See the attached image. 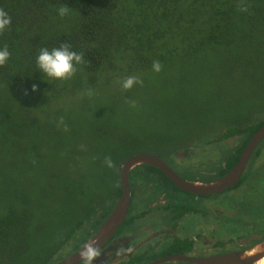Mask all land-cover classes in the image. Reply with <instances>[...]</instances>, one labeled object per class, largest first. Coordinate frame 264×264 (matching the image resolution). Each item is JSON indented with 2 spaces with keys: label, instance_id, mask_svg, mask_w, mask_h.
Returning <instances> with one entry per match:
<instances>
[{
  "label": "trees",
  "instance_id": "obj_1",
  "mask_svg": "<svg viewBox=\"0 0 264 264\" xmlns=\"http://www.w3.org/2000/svg\"><path fill=\"white\" fill-rule=\"evenodd\" d=\"M61 7L68 8L63 17L59 14ZM0 8L12 21L0 33V49L7 47L11 53L6 64L0 66V137L61 136L63 125L73 120L64 122L51 116L48 106L55 99L110 83L118 76L128 75L130 70L157 75L154 61H159L161 71H167L173 64L200 65L204 58L214 57L213 51L221 55L228 51L232 64L242 67L254 63L253 51L264 58V52L254 48L251 40L257 35L256 44L263 47L264 0H0ZM242 36L244 45L235 46L233 37L235 42ZM63 43L82 52L84 62L76 66L70 79L52 80L37 68L36 58L42 47L52 49ZM34 84L38 85L36 91ZM198 106L195 102L186 114L192 116ZM247 113L253 118L244 119L240 112L238 118H227L220 125L199 123L203 135L198 136H206L204 133L209 130L208 136L212 132L221 136L244 133L247 140L264 125V105L252 106ZM117 128L114 136H124V149L117 146L112 157L119 174L127 156L146 142L139 141L143 132ZM146 136L157 138L158 134ZM112 192L108 199L100 197L89 205L80 201L71 210L70 216L78 208L83 212L87 208L66 232L63 244L77 229H82L83 239L87 237L88 228L82 225L99 224L94 217L101 209L108 212L112 208L120 185ZM20 198L19 206L14 203L0 216V255L14 253L19 258L29 241L31 204L27 196ZM50 255L45 258L48 260Z\"/></svg>",
  "mask_w": 264,
  "mask_h": 264
},
{
  "label": "rangeland",
  "instance_id": "obj_2",
  "mask_svg": "<svg viewBox=\"0 0 264 264\" xmlns=\"http://www.w3.org/2000/svg\"><path fill=\"white\" fill-rule=\"evenodd\" d=\"M251 40L264 52V42L262 48L256 44L257 35ZM232 41L243 46L245 37ZM253 55L254 63L246 67L233 65L228 51L224 55L213 51V58L193 67L173 64L157 75L130 70L110 83L55 99L48 106L51 116L73 120L63 125L61 136L0 137V216L14 203L19 206L21 196L28 197L32 214L26 249L19 258L14 253L0 255V264L59 261L66 245L78 240L81 230L75 229L68 243H62L83 212L78 208L70 216L71 210L80 201L89 205L100 197L108 199L119 186L117 168L104 163L105 157L116 155L117 146L124 149V136H114L117 126L143 136H198L203 135L199 123L222 124L240 112L244 119L253 118L248 110L264 105V58L256 51ZM129 76L143 83L124 89L123 80ZM195 102L199 106L193 115L186 114ZM77 112L79 117L72 116ZM204 134L210 135L209 130ZM241 229L236 224V230Z\"/></svg>",
  "mask_w": 264,
  "mask_h": 264
},
{
  "label": "flooded vegetation",
  "instance_id": "obj_3",
  "mask_svg": "<svg viewBox=\"0 0 264 264\" xmlns=\"http://www.w3.org/2000/svg\"><path fill=\"white\" fill-rule=\"evenodd\" d=\"M141 137L139 141L146 144L137 146L125 160L147 153L160 158L161 166L141 163L129 170L125 218L97 249L99 255L92 264H195L264 242V138L234 185L216 192H194L178 186L171 176L190 183L216 182L235 166L252 135L247 140L244 133ZM112 208L97 212L98 225L84 223L89 234L85 239L79 234L76 242L66 245L63 257L94 235ZM236 224L243 229L237 231ZM129 248L131 252L119 251Z\"/></svg>",
  "mask_w": 264,
  "mask_h": 264
},
{
  "label": "water",
  "instance_id": "obj_4",
  "mask_svg": "<svg viewBox=\"0 0 264 264\" xmlns=\"http://www.w3.org/2000/svg\"><path fill=\"white\" fill-rule=\"evenodd\" d=\"M263 138L264 125L258 128L252 134V137L246 144L235 166L216 182L210 184L190 183L181 181L174 176H171V179L181 188L194 192H216L228 188L238 181L246 166L251 152ZM141 163H149L160 167L162 161L157 156L147 153H136L129 157L121 165L119 179L122 189L118 200L116 201L106 220L102 223L96 233L88 238L76 251L52 264H77L83 261L80 253L84 249L85 245L92 243L95 245L96 249H98L108 240L117 227L122 223L127 212L130 196L127 174L132 167ZM195 264H264V242H261L255 247L245 251L199 260Z\"/></svg>",
  "mask_w": 264,
  "mask_h": 264
},
{
  "label": "clouds",
  "instance_id": "obj_5",
  "mask_svg": "<svg viewBox=\"0 0 264 264\" xmlns=\"http://www.w3.org/2000/svg\"><path fill=\"white\" fill-rule=\"evenodd\" d=\"M242 10L246 11L247 8L243 7ZM68 12V8L61 7L59 9V14L61 17L65 16ZM11 17L8 13L0 8V33H3L11 25ZM11 53L8 51L7 47L0 49V66L6 64ZM84 62V54L82 52L78 53L72 50V47L68 43H63L59 47H53L49 49L48 47H42L36 58L37 68L47 77L52 80H68L73 77L77 71V65ZM153 69L156 72L161 71V65L159 61L153 62ZM143 83L136 76H129L123 80L122 87L124 89H131L134 84ZM38 90V85H33V91ZM89 95L91 91L89 90ZM135 107V104H133ZM105 165L108 168H115V163L110 156L105 157ZM120 252H131L129 249H121ZM99 255L98 250L95 245L89 243L85 245L84 249L81 251L80 256L84 261V264H92V261Z\"/></svg>",
  "mask_w": 264,
  "mask_h": 264
}]
</instances>
